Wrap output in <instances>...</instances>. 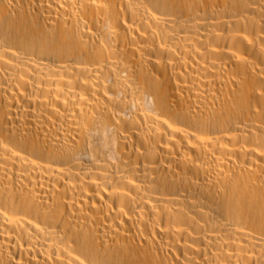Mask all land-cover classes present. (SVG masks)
Instances as JSON below:
<instances>
[{"label": "bare ground", "instance_id": "1", "mask_svg": "<svg viewBox=\"0 0 264 264\" xmlns=\"http://www.w3.org/2000/svg\"><path fill=\"white\" fill-rule=\"evenodd\" d=\"M0 264H264V0H0Z\"/></svg>", "mask_w": 264, "mask_h": 264}]
</instances>
